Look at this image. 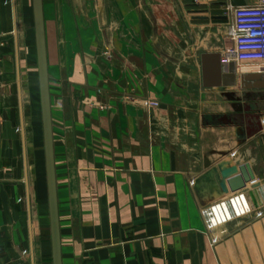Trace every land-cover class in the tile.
I'll list each match as a JSON object with an SVG mask.
<instances>
[{"label":"crops","instance_id":"crops-1","mask_svg":"<svg viewBox=\"0 0 264 264\" xmlns=\"http://www.w3.org/2000/svg\"><path fill=\"white\" fill-rule=\"evenodd\" d=\"M219 1L43 0L62 264H264L251 227L216 241L203 214L225 169L264 180V88L244 85L264 61H224ZM0 264H53L33 0H0Z\"/></svg>","mask_w":264,"mask_h":264},{"label":"water","instance_id":"water-1","mask_svg":"<svg viewBox=\"0 0 264 264\" xmlns=\"http://www.w3.org/2000/svg\"><path fill=\"white\" fill-rule=\"evenodd\" d=\"M35 30L38 52V67L40 79L41 109L44 132V145L46 156L47 184L49 195V209L52 234L53 264H62L61 254V235L59 225L58 198H57V181L54 158V141H53V123L51 114V96L49 85V72L46 51L45 22L43 11V0H33ZM217 5L224 7L220 11H213L222 16H214L211 20H227L231 8L243 7L247 5L246 0H228ZM202 20H209V17H201ZM244 85L252 88H264L263 75H248L244 77ZM223 180L221 188L224 193L237 192L247 189V184L255 180V174L249 163L240 167L233 166L222 172ZM264 183V182H262ZM229 187V189H228ZM255 185L253 189L259 188Z\"/></svg>","mask_w":264,"mask_h":264},{"label":"built area","instance_id":"built-area-1","mask_svg":"<svg viewBox=\"0 0 264 264\" xmlns=\"http://www.w3.org/2000/svg\"><path fill=\"white\" fill-rule=\"evenodd\" d=\"M230 13L234 14V22L229 27L228 35L234 41V47L225 50L224 61H264V0L247 3L243 7L231 8ZM237 195L231 198L233 199ZM229 199H225L210 208L219 206L221 203L224 204ZM207 210H204L203 214L209 228H212L207 218ZM246 215H238L237 217L234 215L232 219L236 220Z\"/></svg>","mask_w":264,"mask_h":264},{"label":"rangeland","instance_id":"rangeland-1","mask_svg":"<svg viewBox=\"0 0 264 264\" xmlns=\"http://www.w3.org/2000/svg\"><path fill=\"white\" fill-rule=\"evenodd\" d=\"M221 2H224V0H220L219 1V3H221ZM219 9L222 10V9H225V8L221 7ZM220 16H222V15H220ZM262 182H264V180H262ZM262 182L260 180H257L255 182V180H254V181L250 182V185L247 186V187L249 189H252V188L255 187V185H260L259 188H261L264 185V183H262ZM253 190H256V189H253ZM258 191L256 193H255V191L254 192L251 191V193H252L251 197L253 198L252 199L253 203H252V207H251L252 212L248 213L247 216H243V217L238 218L236 220L230 221V222H228V224L226 226H218V227H215V228H209L207 220L205 219L208 231L211 232V234H214V240L219 241L225 235L229 234V231L231 229H235L236 232H239V231H241V230H243V229H245L247 227L248 228L251 227L253 229V231H252V235H251L252 239L250 241V245H264L263 240L261 242L259 237L257 236L258 235L257 233H258L259 229L256 230V228H254V226L260 220H264V204H261V202H259L261 197H260V195H258L259 194ZM238 192L239 191L231 193V195L226 197L225 199H229V198L233 197L234 195L238 194ZM243 196H245V195H242L241 197H243ZM245 197H247V196H245ZM208 208H210V207L205 208V210H207ZM234 208L237 209L238 207H234ZM239 208H242V206H240ZM253 235H254V237H253ZM240 241H241V239H239V242Z\"/></svg>","mask_w":264,"mask_h":264},{"label":"bare ground","instance_id":"bare-ground-1","mask_svg":"<svg viewBox=\"0 0 264 264\" xmlns=\"http://www.w3.org/2000/svg\"><path fill=\"white\" fill-rule=\"evenodd\" d=\"M261 69H264V67L260 68V70H261Z\"/></svg>","mask_w":264,"mask_h":264}]
</instances>
